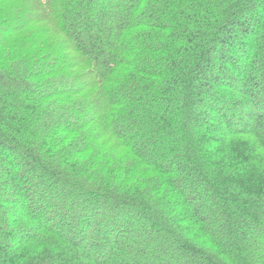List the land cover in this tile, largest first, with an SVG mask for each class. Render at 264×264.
Returning <instances> with one entry per match:
<instances>
[{"label": "trees", "instance_id": "1", "mask_svg": "<svg viewBox=\"0 0 264 264\" xmlns=\"http://www.w3.org/2000/svg\"><path fill=\"white\" fill-rule=\"evenodd\" d=\"M0 264H264V0H0Z\"/></svg>", "mask_w": 264, "mask_h": 264}]
</instances>
